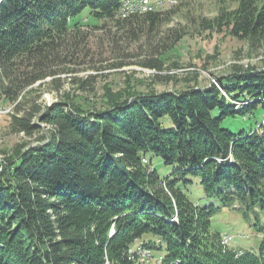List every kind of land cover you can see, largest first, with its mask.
<instances>
[{"label": "trees", "instance_id": "1", "mask_svg": "<svg viewBox=\"0 0 264 264\" xmlns=\"http://www.w3.org/2000/svg\"><path fill=\"white\" fill-rule=\"evenodd\" d=\"M238 3L199 26L264 44V0ZM120 7L122 0H0V102L13 104L10 131L37 141L0 162V264H264V69L233 65L200 88L108 93L100 108L69 95L40 101L32 85L46 77L59 84L88 48L80 27L103 30L116 46L157 33L176 10L121 17ZM85 9L94 24L76 18ZM184 34L140 64L172 67L162 56ZM247 120L249 129L239 128ZM194 183L208 204L189 198ZM223 207L252 214L262 233L256 251L223 247L211 225ZM136 244L155 258L142 260Z\"/></svg>", "mask_w": 264, "mask_h": 264}, {"label": "rangeland", "instance_id": "2", "mask_svg": "<svg viewBox=\"0 0 264 264\" xmlns=\"http://www.w3.org/2000/svg\"><path fill=\"white\" fill-rule=\"evenodd\" d=\"M238 4V0L166 2L156 11L172 8L176 10L164 21L160 31L149 36H141L135 41L127 40L126 36L118 38L116 46L110 42L103 30H90L92 26L83 25L80 31L89 33L88 48L81 49L73 56L69 64L70 70L57 75L59 84L51 81V77H46L32 86L39 87L40 101L43 105L49 106L69 95L67 99L70 101L81 104L86 109H92L100 108L103 97L108 93L130 90L155 94L190 87L200 88L210 84L216 77L229 73L233 65L264 69V44L250 46L245 39L229 35L225 31L199 26L201 21L209 25L207 22H212L222 9H235ZM128 15L123 16L120 13L121 17ZM87 16L85 9L76 18L83 19L89 25L94 24L95 21ZM96 23L100 25L102 22ZM176 31L185 34L162 56V60L165 67L170 64L178 66L173 65L157 71L140 64L151 58L161 44L172 42ZM119 62L125 64L122 67H115L114 65ZM156 74L160 77H156ZM80 80L87 82L83 88H79ZM12 108V103L0 102V162L12 156L15 153L14 148L21 143H37L36 135L28 138L21 133L10 131L8 114ZM260 118L259 116L258 119ZM251 123L252 121L247 120L239 128L249 129ZM224 125L227 126L226 123ZM252 125L254 127L255 124ZM42 126L45 131L49 129L48 126ZM152 160L161 175L170 174V168L164 166L159 157L152 156ZM185 192L192 201L200 205L208 204L199 183L187 185ZM259 221L264 224L263 212L259 214ZM253 223L252 214L244 218L241 213L228 207L221 208L211 219L213 229L233 236L230 247L256 251L262 233L254 229ZM154 254L156 255V252Z\"/></svg>", "mask_w": 264, "mask_h": 264}, {"label": "built area", "instance_id": "3", "mask_svg": "<svg viewBox=\"0 0 264 264\" xmlns=\"http://www.w3.org/2000/svg\"><path fill=\"white\" fill-rule=\"evenodd\" d=\"M166 1L167 0H124V7H132L133 10L139 9L140 5H146V4H156L162 7L164 6V4H166ZM124 7H120L119 9L120 13L124 11ZM223 238H228V242L231 240L229 235H224ZM140 257L142 260H148L151 258V253L148 250L144 253H141Z\"/></svg>", "mask_w": 264, "mask_h": 264}, {"label": "bare ground", "instance_id": "4", "mask_svg": "<svg viewBox=\"0 0 264 264\" xmlns=\"http://www.w3.org/2000/svg\"><path fill=\"white\" fill-rule=\"evenodd\" d=\"M175 1L176 0H167L166 2L173 3ZM122 7H124V0H122ZM162 7H160V5H156V4L140 5L139 9H135V10H133L132 7H124L123 15H126L128 13H132V12H140L141 13V12H147V11H154V10H158V9H160ZM230 238H231V236H230ZM222 239H223L222 243H224V244L228 243V238H223L222 237ZM137 250L139 252H141V253H144V252L148 251V250H145V249L141 248L140 246L137 247Z\"/></svg>", "mask_w": 264, "mask_h": 264}]
</instances>
